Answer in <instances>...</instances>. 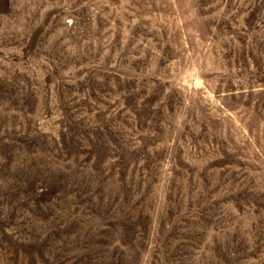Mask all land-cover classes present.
<instances>
[{
  "label": "rangeland",
  "instance_id": "rangeland-1",
  "mask_svg": "<svg viewBox=\"0 0 264 264\" xmlns=\"http://www.w3.org/2000/svg\"><path fill=\"white\" fill-rule=\"evenodd\" d=\"M0 264H264V0H0Z\"/></svg>",
  "mask_w": 264,
  "mask_h": 264
}]
</instances>
